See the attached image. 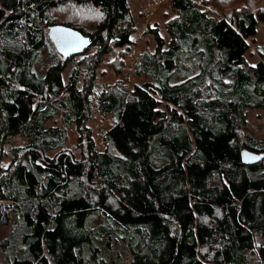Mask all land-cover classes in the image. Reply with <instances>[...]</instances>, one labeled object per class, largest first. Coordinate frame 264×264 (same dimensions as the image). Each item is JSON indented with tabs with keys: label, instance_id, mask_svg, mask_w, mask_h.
Listing matches in <instances>:
<instances>
[{
	"label": "trees",
	"instance_id": "obj_1",
	"mask_svg": "<svg viewBox=\"0 0 264 264\" xmlns=\"http://www.w3.org/2000/svg\"><path fill=\"white\" fill-rule=\"evenodd\" d=\"M168 3L169 39L148 26L155 49L137 57L145 81L98 95L114 120L99 145L90 93L103 58L134 44L128 0H0V264H107L118 243L128 264H264V134L249 121L264 112V46L248 61L264 6ZM67 10L99 20L87 31L56 23ZM55 25L81 31L82 53L93 51L39 77ZM246 152L260 159L245 164Z\"/></svg>",
	"mask_w": 264,
	"mask_h": 264
},
{
	"label": "rangeland",
	"instance_id": "obj_2",
	"mask_svg": "<svg viewBox=\"0 0 264 264\" xmlns=\"http://www.w3.org/2000/svg\"><path fill=\"white\" fill-rule=\"evenodd\" d=\"M192 1L200 6H205L212 0ZM236 3V6L238 7H252L253 10L264 6V0H236ZM128 4L131 10L134 24L137 28V31L132 37L134 44L131 45L128 50L123 51V49H115L103 58V62L99 66L96 74L93 93H90V113H92V121L90 123V127L93 132L92 135L99 145L101 144L102 133L112 126L114 120L112 117L100 113L101 110L99 108L98 95L100 94L102 89H108V87L114 85L119 80L125 81L128 88L131 87L134 83L142 84L145 81L144 78L137 77L135 75V71L137 69V57L146 52H153L156 46V41L153 35L146 33V29L148 26L154 27L155 25H157L161 35L165 36L168 40L169 36L167 33L166 24L176 14L175 12L171 11L168 0H128ZM221 9L222 8L220 7V10H218L221 11ZM218 10L217 13L219 12ZM98 15L99 14L96 11H89L87 13L78 14L76 12L67 10L65 12H58L56 23H62L63 21H67L68 19L69 21L79 23V25L81 27H84L87 31L91 27L95 26V24L99 20ZM50 29V26L46 28V48L41 51V53L34 61L33 70L39 77L45 76L48 66H50V64H52L53 62L59 60L64 63L66 61L65 59L70 61L72 57L62 58L60 56L55 48L53 41L51 40ZM262 46H264V24L259 23L256 44L252 46L251 50L254 55H248V61L250 64L254 65L257 62L258 55L256 53V50L257 48ZM92 51H88L87 54L79 53V55H73L76 56L75 62H81V59H85L86 57L90 56ZM121 63L122 65L120 66ZM73 67L74 65L67 64V67L64 71L65 81L68 79V76L73 70ZM118 71H120L119 74H117ZM178 80L179 79H176V81ZM258 114L259 112L251 111L249 121L252 127L253 134H255L256 137L261 138L264 134V112H261L259 116ZM54 122L53 124L61 126V115H57ZM67 136V147L74 150L77 142V134L73 125L67 127ZM17 143L21 144L22 140H18ZM9 160V157L5 158L4 166L7 165ZM5 234L6 231L4 229L0 230V239L4 237ZM130 259V254L125 244L118 243L113 247V252L107 256V264H128Z\"/></svg>",
	"mask_w": 264,
	"mask_h": 264
},
{
	"label": "water",
	"instance_id": "obj_3",
	"mask_svg": "<svg viewBox=\"0 0 264 264\" xmlns=\"http://www.w3.org/2000/svg\"><path fill=\"white\" fill-rule=\"evenodd\" d=\"M50 37L57 51L66 58L84 52L89 45L87 37L81 31L64 25L52 26ZM69 40L75 41L78 47L69 46ZM259 159L260 157L253 153L243 154V161L248 165L256 163Z\"/></svg>",
	"mask_w": 264,
	"mask_h": 264
},
{
	"label": "snow or ice",
	"instance_id": "obj_4",
	"mask_svg": "<svg viewBox=\"0 0 264 264\" xmlns=\"http://www.w3.org/2000/svg\"><path fill=\"white\" fill-rule=\"evenodd\" d=\"M68 43H69V46H71V47H78V45L75 43V41L69 40Z\"/></svg>",
	"mask_w": 264,
	"mask_h": 264
},
{
	"label": "flooded vegetation",
	"instance_id": "obj_5",
	"mask_svg": "<svg viewBox=\"0 0 264 264\" xmlns=\"http://www.w3.org/2000/svg\"><path fill=\"white\" fill-rule=\"evenodd\" d=\"M52 40V39H51ZM57 50V49H56ZM58 52V51H57ZM59 53V52H58ZM60 54V56L62 57V58H66L64 55H62L61 53H59Z\"/></svg>",
	"mask_w": 264,
	"mask_h": 264
}]
</instances>
